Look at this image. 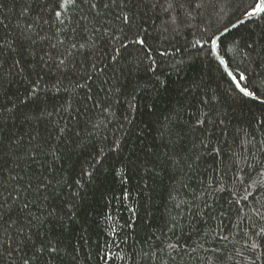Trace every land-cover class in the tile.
<instances>
[{
  "label": "trees",
  "instance_id": "obj_1",
  "mask_svg": "<svg viewBox=\"0 0 264 264\" xmlns=\"http://www.w3.org/2000/svg\"><path fill=\"white\" fill-rule=\"evenodd\" d=\"M60 2L0 0V264H264L259 0Z\"/></svg>",
  "mask_w": 264,
  "mask_h": 264
},
{
  "label": "snow or ice",
  "instance_id": "obj_2",
  "mask_svg": "<svg viewBox=\"0 0 264 264\" xmlns=\"http://www.w3.org/2000/svg\"><path fill=\"white\" fill-rule=\"evenodd\" d=\"M113 2H115V0H113ZM74 3H75V0H61V2L57 5V7L66 9L69 4H74ZM92 7H95V4H93ZM257 13H264V0H261V2L256 3L255 6L251 8V10L245 9V12H244V14L249 17L255 16ZM55 15L57 17H60L61 12L56 11ZM120 18H122L125 23H129V17L127 15H123ZM228 31H229L228 28L225 27L224 32L227 33ZM208 40L213 46H218V47L224 46L223 36L217 38L215 34H213L212 36L208 37ZM136 42L141 45L145 43L143 39H140ZM209 51H211V49H209ZM61 63H63V61H61ZM247 80H248V77L244 74V72L237 71L236 75L232 76V83L234 85V88L238 90L239 94H242L243 97L251 98L252 100L259 99V97H257V94H256L257 90L250 89L248 84L245 83ZM261 231H264V229H262ZM25 264H27V261H25Z\"/></svg>",
  "mask_w": 264,
  "mask_h": 264
},
{
  "label": "water",
  "instance_id": "obj_3",
  "mask_svg": "<svg viewBox=\"0 0 264 264\" xmlns=\"http://www.w3.org/2000/svg\"><path fill=\"white\" fill-rule=\"evenodd\" d=\"M259 2H261V0H259ZM258 14H259V13H257L256 15H258ZM256 15H255V16H256ZM255 16H251V17H249V16H244V17H242L241 19H239L238 21H236L235 23H233L231 26H229V27H228V30H230L231 28H233V26H236V25H238L239 23H241V22H243V21H246V20H248V19H250V18H253V17H255ZM224 33H225V32H224V30H223L221 33L217 34L216 37L219 38V37H221ZM212 51H213V54H214L216 60L218 61V63L221 65V67L224 69L225 73L228 75V77H229V78L231 79V81H232V76H233V75L231 74V72H230L229 69L227 68L226 64L224 63L223 59H222L221 56L219 55V52H218V50H217V46H213V45H212Z\"/></svg>",
  "mask_w": 264,
  "mask_h": 264
}]
</instances>
